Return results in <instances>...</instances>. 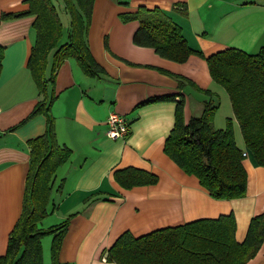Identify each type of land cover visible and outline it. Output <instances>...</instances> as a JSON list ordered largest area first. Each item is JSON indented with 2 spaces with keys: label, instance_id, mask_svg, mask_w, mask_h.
<instances>
[{
  "label": "crops",
  "instance_id": "0c3cea01",
  "mask_svg": "<svg viewBox=\"0 0 264 264\" xmlns=\"http://www.w3.org/2000/svg\"><path fill=\"white\" fill-rule=\"evenodd\" d=\"M178 3L186 6L178 7ZM142 5L161 8L182 27L190 46L207 56L232 47L249 53L264 47V0L95 1L88 44L106 73L90 76L76 59H66L55 78L57 98L51 110L57 140L68 146L72 155L53 177V200L42 225L46 229L71 216L60 256L69 264H116L107 260L108 250L126 231L139 237L230 213L236 217V238L243 241L252 217L264 211V166L245 144L228 93L213 80L205 58L192 54L187 61L177 62L133 42L140 23L123 21L121 15L136 13ZM27 8L26 0H0V45L4 47L0 73V257L6 253L10 233L22 213L31 162L28 141L46 133L48 124L47 116L40 113L10 130L26 119L42 98L27 66L36 37L35 16L2 19L3 12ZM178 76L213 95L190 83L181 86ZM179 93L185 98L186 121L201 116L204 101L210 98L217 105L214 128L226 127L228 118H233L236 142L247 152L244 196L214 198L198 177L187 174L166 154L176 101L142 103L166 95H176L178 100ZM223 105L226 108L221 116ZM113 111L131 121L125 138L112 139L106 133ZM129 166L155 173L158 182L123 188L114 171ZM61 183L63 189L57 194ZM47 238L42 239L44 264L50 260L52 264L51 240ZM246 264H264V243Z\"/></svg>",
  "mask_w": 264,
  "mask_h": 264
},
{
  "label": "trees",
  "instance_id": "16d2710c",
  "mask_svg": "<svg viewBox=\"0 0 264 264\" xmlns=\"http://www.w3.org/2000/svg\"><path fill=\"white\" fill-rule=\"evenodd\" d=\"M95 1L63 0V10L69 20L65 41L62 17L53 0H26L27 9L2 13V19L35 16L36 37L27 66L42 96L30 115L10 130L40 113L47 116L48 124L46 133L28 141L31 162L22 213L10 233L0 264H44L42 239L48 234L53 235L52 264H67L60 260V253L71 216L46 229L40 228L39 222L49 214L47 206L53 177L72 155V150L57 140L55 117L51 112L57 98L54 89L57 72L66 59L74 58L90 76L106 73L88 44ZM182 12L187 11L182 9ZM121 17L126 22L139 21L133 36L138 46L152 47L162 57L177 62L187 61L192 54L206 59L213 80L222 85L230 97L245 144L258 164L264 166V47L256 53L232 47L207 56L190 46L182 27L161 8L142 5L136 13ZM105 44L109 50L107 41ZM52 53V70L48 77L46 70ZM3 57L4 47L0 45V73ZM178 77L181 86L190 83L207 95H213L211 90L199 88L192 80ZM160 100L176 101L175 123L165 141L166 154L187 174L198 177L214 198L244 196L248 187L246 156L236 142L233 118H228L226 127L214 128L217 105L213 98L204 101L201 116H192L188 121L184 116L183 94L178 100L176 95H166L147 99L142 104ZM114 178L126 189L156 184L159 180L155 173L133 166L115 170ZM62 189L63 183L58 191ZM236 229V217L230 213L157 229L139 237L126 231L109 248L107 260L116 264H246L264 243V211L252 217L243 241L236 238Z\"/></svg>",
  "mask_w": 264,
  "mask_h": 264
},
{
  "label": "built area",
  "instance_id": "2783aa9c",
  "mask_svg": "<svg viewBox=\"0 0 264 264\" xmlns=\"http://www.w3.org/2000/svg\"><path fill=\"white\" fill-rule=\"evenodd\" d=\"M131 121L123 114L116 111L110 113L107 119V135L112 139L125 138L130 132ZM247 156V153H244Z\"/></svg>",
  "mask_w": 264,
  "mask_h": 264
},
{
  "label": "rangeland",
  "instance_id": "374dc122",
  "mask_svg": "<svg viewBox=\"0 0 264 264\" xmlns=\"http://www.w3.org/2000/svg\"><path fill=\"white\" fill-rule=\"evenodd\" d=\"M54 1V3L56 4V6H57V8H58V10H59V13L61 14V17H62V21H63V24H64V37H63V41H65L66 40V38H67V34H68V31H69V20H68V18H67V14H65L64 13V7H63V0H53ZM220 85V84H219ZM221 87H223L222 85H220ZM224 89V91H225V93H226V95H227V92H226V90H225V88H223ZM227 97H229L228 95H227ZM218 102V101H217ZM225 108H226V106H222V108H220V109H222V112H221V116H222V113H225ZM233 108V107H232ZM228 109V108H227ZM229 109H230V106H229ZM234 112V111H233ZM58 189V188H57ZM57 191V190H56ZM59 191H57V194H59L58 193ZM52 193H53V189H52ZM52 193H51V197H52ZM54 195V194H53ZM58 197H59V195H58ZM50 200H53V198H50ZM48 206H49V204H48ZM48 206H47V210H48ZM46 218V217H45ZM45 218H42L41 219V221L39 222V227L40 228H43V225H42V221H44L45 220ZM66 220V219H65ZM49 222H50V220H49ZM46 224H48L47 222H46ZM47 237H49V241L51 240V244H52V241H53V235H51V234H48V235H45L44 237H43V239L45 238V239H48ZM60 256H61V253H60ZM60 260L62 261V262H65V263H67V264H69L68 262H66V261H64V260H62V258L60 257ZM46 264H51V260L50 261H47L46 262Z\"/></svg>",
  "mask_w": 264,
  "mask_h": 264
}]
</instances>
